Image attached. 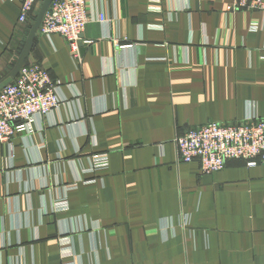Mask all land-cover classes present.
Listing matches in <instances>:
<instances>
[{
	"label": "crops",
	"instance_id": "0c3cea01",
	"mask_svg": "<svg viewBox=\"0 0 264 264\" xmlns=\"http://www.w3.org/2000/svg\"><path fill=\"white\" fill-rule=\"evenodd\" d=\"M22 1L0 0V87L36 62L62 102L0 141V264H264V163L206 173L176 143L264 117V11L90 0L79 62Z\"/></svg>",
	"mask_w": 264,
	"mask_h": 264
},
{
	"label": "built area",
	"instance_id": "2783aa9c",
	"mask_svg": "<svg viewBox=\"0 0 264 264\" xmlns=\"http://www.w3.org/2000/svg\"><path fill=\"white\" fill-rule=\"evenodd\" d=\"M41 2L23 0L20 20L27 21ZM89 2L50 0L39 25L43 35L61 34L72 57L79 62L82 61L81 42H91L83 37L92 21ZM233 8L264 11V0H233ZM97 18L104 20L101 14ZM252 29L258 30L259 24H253ZM13 63L17 68L15 77L0 87V141H9L16 134H32L38 119L51 113L62 102L61 81L53 78L41 64L18 65L16 59ZM176 143L180 159L184 162L200 161L206 173L223 169L233 159L255 166L264 163V117L252 114L237 123L210 121L178 136Z\"/></svg>",
	"mask_w": 264,
	"mask_h": 264
},
{
	"label": "water",
	"instance_id": "95a60500",
	"mask_svg": "<svg viewBox=\"0 0 264 264\" xmlns=\"http://www.w3.org/2000/svg\"><path fill=\"white\" fill-rule=\"evenodd\" d=\"M47 1L48 0H45V2H44V4H43V7H42V11H41V14H42V12H43V10H44V8H45V6L47 5ZM8 81H10V79H6V80H4L2 83H1V86L4 84V83H7Z\"/></svg>",
	"mask_w": 264,
	"mask_h": 264
}]
</instances>
